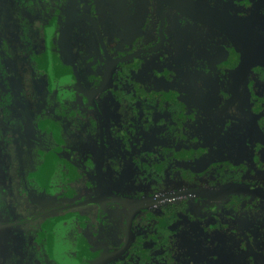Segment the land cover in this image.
<instances>
[{
	"label": "flooded vegetation",
	"instance_id": "obj_1",
	"mask_svg": "<svg viewBox=\"0 0 264 264\" xmlns=\"http://www.w3.org/2000/svg\"><path fill=\"white\" fill-rule=\"evenodd\" d=\"M69 5L0 0V264H264V0Z\"/></svg>",
	"mask_w": 264,
	"mask_h": 264
},
{
	"label": "rangeland",
	"instance_id": "obj_2",
	"mask_svg": "<svg viewBox=\"0 0 264 264\" xmlns=\"http://www.w3.org/2000/svg\"><path fill=\"white\" fill-rule=\"evenodd\" d=\"M60 70V69H58ZM60 73H62V71H59ZM67 72H64L63 71V76L66 75ZM66 78H68V76H65ZM66 80V79H65ZM65 80H61L62 83H66ZM50 125V124H49ZM58 132H60V130H58ZM55 134L56 131H55ZM52 160V157H50L47 152H45L43 158H42V165L40 166V170H42L43 172H45V169H47V165L49 163V161ZM55 161V160H54ZM56 163L58 165V161L56 160ZM193 168H197V169H200V170H204V172L208 171L209 168L211 169L212 166L211 165H205L203 163H195V164H191L190 166L188 167H177L176 170L178 171H188V170H193ZM202 168V169H201ZM38 174V173H37ZM38 180H40V176L37 178ZM73 179V176H71V178L68 180H72ZM12 181L11 178H9V175H8V178L4 177V175H2V178H0V223H4V222H13V221H19L22 217L21 216H24V214L27 215V213H25V210L24 209H21L20 208V205L17 203V200L16 198H10L9 195L7 196H3L1 194V192L3 191V189L5 190V188H2L4 187V182L6 185H8V183L10 184ZM8 182V183H7ZM17 197L19 198V195L17 194ZM44 209H47L49 207H47L46 205L43 206ZM32 224L28 225V228L31 227ZM77 226H79V224H77ZM22 230L26 231L27 229L26 228H20L18 226V228H14V229H5L4 231H1L3 233V235L5 234H9V236L12 238V237H16L18 235H21L22 234ZM77 232V233H76ZM78 232L79 230H75V233H74V238L73 237H69V239L65 238V237H62L60 236L59 238H57L56 242H55V247H53L54 249V253H57L60 257H61V260L67 264H85L84 262H78L76 259H71V257H68L66 254H70L71 252H74L78 247H79V242H78ZM4 238V237H3ZM24 240H19V239H14L13 242L14 244H21ZM1 251V249H0ZM86 253L85 251L82 252L80 258L81 260L85 259Z\"/></svg>",
	"mask_w": 264,
	"mask_h": 264
},
{
	"label": "trees",
	"instance_id": "obj_3",
	"mask_svg": "<svg viewBox=\"0 0 264 264\" xmlns=\"http://www.w3.org/2000/svg\"><path fill=\"white\" fill-rule=\"evenodd\" d=\"M47 34H45L44 36H46ZM52 35H54L55 37H53L54 38V41H53V44L55 43V45H57V41H58V35H59V30H58V27L55 29V31L53 30V33H52ZM52 37V36H51ZM56 40V41H55ZM0 100H1V97H0ZM2 100H7V101H10V98L7 96V97H5V98H3ZM7 106L8 105V103H2V102H0V117H2V119H3V115H4V112H3V108H4V106ZM4 126H5V124H4V121L3 122H0V131H5V129H4ZM6 136V135H5ZM2 137L1 138V141H3V143L0 145L2 148H3V146H4V144H6V142H7V136L6 137ZM4 185H5V183H4ZM2 188H4V187H2ZM4 190V189H3ZM5 191V190H4ZM3 196L5 195V194H2ZM3 247V245L2 244H0V247Z\"/></svg>",
	"mask_w": 264,
	"mask_h": 264
},
{
	"label": "water",
	"instance_id": "obj_4",
	"mask_svg": "<svg viewBox=\"0 0 264 264\" xmlns=\"http://www.w3.org/2000/svg\"><path fill=\"white\" fill-rule=\"evenodd\" d=\"M75 5H76V0H70V5L68 6V8L71 7L72 9H74V8H75ZM69 30H70V28H69ZM70 32H71V31H70ZM61 38H62V41H63L64 43L67 44V45H66L67 61L70 63L71 66L75 67L74 56H73V53H72V49H71V47H70V43L67 42V41L64 39L63 36H61ZM13 223L16 224L17 222H13ZM4 228H5V227H3V225H0V230H3ZM0 249H1V248H0ZM1 251H2V249H1ZM1 251H0V253H1ZM1 258H3V257L0 256V260H1Z\"/></svg>",
	"mask_w": 264,
	"mask_h": 264
}]
</instances>
